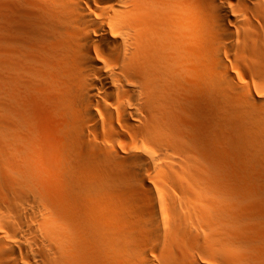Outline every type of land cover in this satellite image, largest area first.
Wrapping results in <instances>:
<instances>
[{"label":"bare ground","instance_id":"1","mask_svg":"<svg viewBox=\"0 0 264 264\" xmlns=\"http://www.w3.org/2000/svg\"><path fill=\"white\" fill-rule=\"evenodd\" d=\"M0 264H264V0H0Z\"/></svg>","mask_w":264,"mask_h":264},{"label":"rangeland","instance_id":"2","mask_svg":"<svg viewBox=\"0 0 264 264\" xmlns=\"http://www.w3.org/2000/svg\"><path fill=\"white\" fill-rule=\"evenodd\" d=\"M37 104V103H36ZM34 104L33 103V105H34V107L32 106V109H31V113H32V115H30V119H31V121H32V123H33V125H35V127H34V129H36L37 128V130H36V135H37V133H39L38 135H37V137L39 136V139L37 140V142H36V144H34L33 143V146L34 145H36V146H34V148H35V150L38 152H36V154L37 155H35V157H33V159L32 160H30L29 159V165L33 168V169H42V170H45V171H47V173H45V178L47 179V180H51V177H50V174H52L53 172H54V168H52V166H50L49 165V159H47V158H44L43 156H42V154L43 155H45L46 153H42L41 154V156H40V152H45V151H47V145H48V147H49V145H50V143L49 144H47L48 142H46V140H45V138H47L49 135H53V127H54V125H55V119H53V117H52V114H51V112L50 111H48L47 109V107L45 106V105H43V104ZM47 109H46V108ZM45 111V112H44ZM38 113H39V115H38ZM49 113L51 114V115H49ZM36 115V118L34 117ZM49 115V116H48ZM51 116V117H50ZM41 119H40V118ZM50 118H52V119H50ZM35 119H36V122H34L35 121ZM37 119H39V121L37 120ZM45 120V121H44ZM53 120V121H52ZM54 122V123H53ZM37 123H38V125H37ZM53 125V126H52ZM37 126V127H36ZM40 127V128H39ZM39 129V130H38ZM42 129V130H41ZM41 131V132H40ZM42 137V138H41ZM50 137V136H49ZM43 138H44V141H45V143H44V141H43ZM41 139V140H40ZM41 141H43V142H41ZM38 149V150H37ZM37 157V158H36ZM41 157V158H40ZM32 161V162H31ZM47 161V162H46ZM31 162V163H30ZM43 162V163H42ZM48 164V165H47ZM36 166V167H35ZM43 167V168H42ZM50 169V170H49ZM49 170V171H48Z\"/></svg>","mask_w":264,"mask_h":264}]
</instances>
